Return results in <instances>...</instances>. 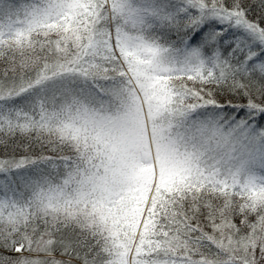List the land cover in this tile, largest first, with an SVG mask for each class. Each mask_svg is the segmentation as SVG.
<instances>
[{
	"label": "snow or ice",
	"instance_id": "snow-or-ice-1",
	"mask_svg": "<svg viewBox=\"0 0 264 264\" xmlns=\"http://www.w3.org/2000/svg\"><path fill=\"white\" fill-rule=\"evenodd\" d=\"M0 264H264V0H0Z\"/></svg>",
	"mask_w": 264,
	"mask_h": 264
}]
</instances>
